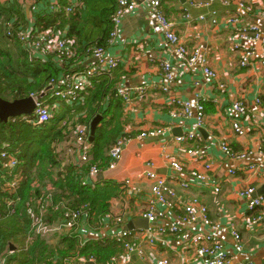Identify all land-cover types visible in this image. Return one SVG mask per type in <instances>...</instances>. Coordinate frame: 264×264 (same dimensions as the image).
<instances>
[{"label": "crops", "instance_id": "crops-1", "mask_svg": "<svg viewBox=\"0 0 264 264\" xmlns=\"http://www.w3.org/2000/svg\"><path fill=\"white\" fill-rule=\"evenodd\" d=\"M237 1L240 0L222 4L217 0H164L161 6L162 14L173 23L181 42L188 49L201 51L209 67L216 73V81L206 80L198 67L186 68L180 63L159 34L158 26L150 13L142 7L123 19L111 45L106 42V53L121 61L106 77L96 78L94 86L104 80L111 86L110 95L102 102L101 112L108 113L105 119L107 124H111L108 130L117 124L121 135L129 136L130 142L115 169L109 170L108 166L100 168L101 160L95 163L101 173L94 179L85 177L93 160L94 141L91 142V158L81 169L76 168V156L63 154L58 157V161L62 167L70 165L74 168L73 177H84L82 180L89 186L83 188H89L98 195L105 191L106 197H109L108 208L103 214H83L78 229L80 241L103 245L118 232L129 231L130 242L141 245V256L129 254L117 245L113 257L118 264H158L162 260H167L168 264H197L192 251L187 249L191 237L194 233L209 232L208 227L198 221L183 225V233L179 235H167L165 244L149 245L137 237L148 228H169L176 223L174 217L177 213H169L167 210H164L165 217L162 221L154 224L147 222V228H127L129 222L144 219L142 213L150 201L151 181L145 175L148 170L168 182L181 200L197 198L207 207L209 220L212 224L219 225L214 234L224 245L229 264H264V215L261 220L254 222V218L261 214L260 209L250 210L247 199L238 196V192L247 187L255 189L253 197L263 194L264 178L242 170L229 175V170L239 167L240 163L224 157L220 150L221 142H226L236 154L255 150L260 139L264 138V116L254 103L258 99L264 106V68L257 64L246 69L238 68L237 56L232 50L233 45L238 43V38L235 26L230 22L231 17H238L246 24L257 26L264 34V20L259 16L264 8V0H242L252 6L251 12L240 9ZM163 59L176 66L174 79L166 84L167 92L159 88L163 84L160 69V61ZM195 82H199V86H195ZM118 86L141 87L145 94L141 97L134 94L131 102L124 104L114 97ZM174 99L192 105L199 99H205L202 126L196 128L193 119L171 117L170 113L177 109L173 105ZM234 101H241L247 107V114L242 121L247 132L243 137H237L232 129L231 123L236 118L231 109ZM52 109L53 119L59 120L60 125L74 122L70 119L71 115L75 119L79 114L83 115L82 109L79 110L77 106L67 108L63 104L52 103ZM102 120L97 128L103 127ZM55 124L53 122L47 129ZM156 129H161L162 134L157 137L139 136ZM193 130L197 133L194 141H175L176 137ZM64 143L65 141L60 143L59 147L64 146ZM254 152L249 156L248 162L264 172V160ZM198 156L205 160H198ZM106 157L108 159V155ZM171 161L182 163L187 172L193 170L203 173L206 162L212 163V169L203 182L186 175L184 179L189 187L182 189L177 174L170 168ZM77 183L80 185L78 181ZM215 187H218L217 193L214 192ZM232 230L240 235V250L235 246L230 233ZM65 241L67 240L53 238L52 243L47 244L57 248ZM77 245L79 248L86 246ZM105 264H111L110 260Z\"/></svg>", "mask_w": 264, "mask_h": 264}, {"label": "built area", "instance_id": "built-area-1", "mask_svg": "<svg viewBox=\"0 0 264 264\" xmlns=\"http://www.w3.org/2000/svg\"><path fill=\"white\" fill-rule=\"evenodd\" d=\"M14 1L24 9L25 20L16 21L13 23L5 24L6 37L13 42L21 45V48L26 51L33 62H44L45 59L56 56V59L61 63L63 69L58 72L56 78L51 79L48 85L51 86L49 90L43 89L39 93L31 94L30 97L34 101V109L30 115H23L20 117L12 118L11 123L32 124L36 128L42 127L48 123L53 117L52 103L63 104L69 108L81 105L87 94L94 88V80L98 77H106L115 68L118 67L121 59L118 57H111L106 53L104 48H88L85 50V56L74 54L72 50L73 40H65L64 33L57 28L59 22L52 28L37 27L34 23L32 8L36 5L42 7V13L51 15H61L68 18L73 15L75 11L83 8L81 2L77 0H66L62 4V0H0V4L9 6ZM164 0H114L115 13L111 18V31L107 44L111 45L118 35L119 28L123 19L142 7L150 13L151 18L158 26L159 34L162 36L166 45L171 49L172 55L179 59L186 68L198 67L203 77L208 81H216V73L209 67L208 61L202 55L199 49H188L179 39L175 32L173 23L169 21L161 12V6ZM222 4L231 3L233 0H217ZM240 9L251 12L252 6L244 1H237ZM260 18L264 20V8L260 11ZM213 21V20H212ZM230 22L235 26L238 43L233 45V51L237 56L238 68L246 69L257 64L259 67L264 68V34L257 26L246 24L238 17H231ZM214 24V22H212ZM71 63V66L65 64ZM160 69L162 73L163 84L159 87L163 92L168 91V84L174 79L176 66L170 61H160ZM199 86V82L194 83ZM47 85V86H48ZM134 94H139L141 97L145 94L144 88H129L125 86H118L114 92V97L121 103L128 104L131 102ZM43 95V96H41ZM205 99H199L194 105L189 102L179 99L173 100V105L177 108L174 109L170 115L173 118L182 116L186 119H193L195 127L199 128L204 123V104ZM260 113L264 116V106L256 99L254 101ZM231 109L236 114V118L232 121V129L237 137L246 135V128L243 125V119L247 114V107L241 101H234L231 104ZM89 131L86 127H78L73 135V138L64 143V146L58 147V155L61 157L67 154L69 157L76 156V168L79 170L91 158L92 143L89 141ZM162 134L161 129L148 131L139 135L142 137H157ZM197 136L195 130L188 132L186 135L176 137L177 143H186L194 141ZM130 142L129 136H122L117 139L109 151V170L116 168L119 163L122 153ZM220 150L224 157L232 159L240 163L239 167L229 170V175H235L237 170H242L251 173L256 177L264 178V172L258 166L249 163V156L256 153L261 159L264 160V138H261L255 150H248L243 153H234L226 142L220 143ZM7 144H3L0 151V165L5 172H15L22 164L14 156L9 154ZM192 154L191 151H188ZM198 160H205L202 156L197 157ZM152 167V166H151ZM212 163L206 162L204 164V172L186 171V167L178 162L171 161L170 168L174 170L179 178V186L182 189L189 187L184 177L188 175L193 180L203 182L207 180V173L211 171ZM17 174L10 178L9 181L0 185V195L5 209L11 214L19 204L20 197L17 196L20 184L23 180L21 172L17 170ZM99 173L98 168L90 167L88 175L94 179ZM146 177L151 181L149 195L150 201L142 213V217L150 224L164 219V210L169 213H177L175 215L176 223L172 224L169 228L162 226L157 228H148L137 237L145 241L146 244H165V237L167 235H179L183 233L182 226L186 224H194L201 222L204 226L208 227L207 233H194L187 249L192 251V255L197 261V264H229L228 253L224 248L221 241L215 236L214 232L219 229V225H214L208 218L207 207L197 198H184L181 200L176 192L168 182L162 177L157 176L152 170L145 173ZM84 177L76 178L82 187L89 186L86 181L82 180ZM125 184H128L126 182ZM214 192H218V187L214 188ZM255 189L247 187L238 192V196L247 199V207L252 210L258 208L261 214L254 218V222L262 219L264 215V193L253 197ZM13 195H15L13 197ZM11 197V198H8ZM47 203L55 204L54 208L58 210V215L53 222H49L46 214H43L44 208ZM70 201L61 198L54 201L53 195H44L42 191L39 193L31 189V195L28 196L24 203L25 215L30 222V229L32 238H41L42 240L52 243L53 238L59 240H74L77 241L80 247L86 243L81 242L78 229L82 219L84 206L80 208H71ZM37 208L40 212L36 213ZM231 236L235 242L238 250L241 249L242 243L240 235L232 230ZM115 244L121 246L127 253H135L138 256L142 255L141 245L138 243L133 244L131 241V233L129 231H121L113 235L111 238ZM11 254V252H10ZM77 263H94L93 260L84 259H71L64 264ZM111 264H118L117 260L112 257ZM0 264H9L7 257L0 260ZM158 264H168L167 260H162ZM237 264H251L237 263Z\"/></svg>", "mask_w": 264, "mask_h": 264}, {"label": "trees", "instance_id": "trees-1", "mask_svg": "<svg viewBox=\"0 0 264 264\" xmlns=\"http://www.w3.org/2000/svg\"><path fill=\"white\" fill-rule=\"evenodd\" d=\"M77 1L82 3L83 8L75 11L68 18L44 14L41 12L40 5L32 8V12L37 27L53 28L59 22L57 28L64 33V39L73 40L72 50L75 57L78 55L82 58L86 55L85 50L88 48L105 49L112 28L111 18L116 7L114 0ZM65 3L66 0H62V4ZM14 15L19 21L24 22V9L22 10L15 1L9 6L0 4V20L5 19L1 24L15 22L16 19L12 18ZM1 34L0 99L11 102L39 93L63 69L56 56H51L44 62H33L19 43L10 42ZM5 39L12 44L9 46L14 53L5 48V45H8ZM65 65L71 66V63ZM110 88L107 80L97 83L89 96L85 98L83 105L77 106L81 110L86 104L81 111L83 115L79 114L77 119L71 115L70 119L74 121L71 124L60 125V121L54 120V117L39 128L28 123L12 124V118H9L6 123L0 121V151L3 144L8 145L9 154L22 162L17 170L23 177L17 193L20 201L14 212L10 214L5 209L0 195V260L7 257V261L12 264H63L65 260L78 258L93 260L96 264H105L115 254L118 244L116 245L111 239L103 245L86 243L83 248H79L76 241L67 240L60 244V247L54 248L42 241L40 237L32 238L30 222L25 216L24 206L28 196L31 195V182L37 179L41 186L50 185L54 188L53 190L56 191L53 195L54 201L66 199L70 201L71 208L84 206V211L87 213L94 212L101 215L106 212L109 199L108 196L106 197L107 193L104 191L102 195H98L89 188L81 187L72 176L74 168L70 165L61 166L57 148L63 141L71 140L78 127H86L90 133V122L101 112L102 102L106 101L110 95ZM107 114V112H101L103 127L95 131L93 160L89 165L98 169L99 167L95 165L98 160L102 162L100 168L105 169L109 166V157L107 159L106 152L110 151L117 139L127 136L121 135L117 124L116 127L113 126L110 131L108 130L111 124L105 122ZM53 122L56 124L48 130L47 128ZM38 167L40 170L36 171ZM17 170L10 175L9 172H5V169L0 168V185L16 175ZM36 192L39 193L37 189ZM54 205L47 203L43 210V214L51 218L49 222H53L59 214ZM39 212L37 208L36 213ZM10 246L15 248L13 255L9 251Z\"/></svg>", "mask_w": 264, "mask_h": 264}, {"label": "water", "instance_id": "water-1", "mask_svg": "<svg viewBox=\"0 0 264 264\" xmlns=\"http://www.w3.org/2000/svg\"><path fill=\"white\" fill-rule=\"evenodd\" d=\"M51 88L50 85H48L45 89L49 90ZM43 96V95H41ZM34 109V101L31 97H26L19 100H14L11 102L4 101L0 99V121L6 123L9 118H16L23 115H30L33 112ZM102 120V116L98 115L96 116L90 123L89 126V141H94L95 131L97 129V126L99 122ZM147 221L145 219H135L127 225L128 229H134V228H147ZM9 249H14L13 246H10ZM85 264H92L90 262H87Z\"/></svg>", "mask_w": 264, "mask_h": 264}, {"label": "rangeland", "instance_id": "rangeland-1", "mask_svg": "<svg viewBox=\"0 0 264 264\" xmlns=\"http://www.w3.org/2000/svg\"><path fill=\"white\" fill-rule=\"evenodd\" d=\"M17 16L16 15H14V17H12V18H16ZM18 18V17H17ZM5 19H1L0 20V34L1 35H3V36H6V30H5V23H2L1 24V22H3ZM7 38V37H6ZM8 39V38H7ZM10 42H13V41H11L10 39H8ZM5 41H6V43L8 44V45H5V48L10 52H12V53H14V51H12V48L10 47L12 44H9L8 43V41L5 39ZM10 45V46H9ZM67 107V106H66ZM68 108V107H67ZM14 119V118H13ZM11 122H12V120H11ZM12 124H15V123H12ZM109 154V151H107L106 152V155H108ZM40 170V168L38 167V169H36V171H39ZM31 188H32V190L33 191H35L36 189L38 190V191H42V193L44 194V195H55V190H53L54 188L53 187H51L50 185H44V186H41L40 184H39V182H38V180L37 179H34L32 182H31ZM71 200V199H70ZM72 201V200H71ZM26 216V215H25ZM26 218H27V216H26ZM42 241H44V240H42ZM45 243H47L46 241H44ZM78 242L76 241V244H77ZM10 251L11 252H13L14 251V249H10Z\"/></svg>", "mask_w": 264, "mask_h": 264}]
</instances>
